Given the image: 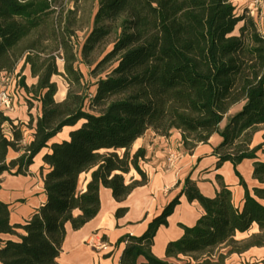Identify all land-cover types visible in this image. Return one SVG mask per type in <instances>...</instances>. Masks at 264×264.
Instances as JSON below:
<instances>
[{
    "label": "trees",
    "instance_id": "16d2710c",
    "mask_svg": "<svg viewBox=\"0 0 264 264\" xmlns=\"http://www.w3.org/2000/svg\"><path fill=\"white\" fill-rule=\"evenodd\" d=\"M77 15L65 0H0V75L16 73L23 63L17 75L21 87L41 104L40 116L35 120L30 114L28 124L0 112V176H27L36 156L50 150L41 169L46 172L47 200L29 221L12 225L10 205L0 201V236L20 238L0 237V263L60 264L66 225L80 230L98 216L102 187L123 202L147 184L141 168L146 149L133 153V146L148 130L163 137L180 131L188 151L219 133L223 138L215 150L219 166L234 165L245 190L244 202L236 206L227 186L207 198L187 178L181 195L142 237L119 241L126 244L120 264H138L140 257L146 264H173L155 258L152 247L183 195L199 202L205 213L195 226L184 227L180 240L168 244V258L184 256L188 258L184 264H226L234 253L264 247V162L257 155L262 145L251 147L254 134L264 126V35L254 20L238 16L231 0H99L81 57L89 63L90 56L116 34L113 49L98 64L116 66L97 82L90 99L81 92L84 75L77 66L74 43ZM240 23L239 35H234ZM58 59L64 61L69 83L60 103L52 81L60 74ZM26 66L37 79L32 87L22 75ZM88 101L93 113L86 111ZM27 105L31 112L30 99ZM238 107L241 111L220 132L226 115ZM25 128L35 129L30 144H24ZM65 128H74L69 138L50 145ZM11 150L21 155L8 162ZM247 159L255 160L253 176L259 186L253 189L237 170ZM132 171L141 180L127 183ZM82 175H90L85 191L79 190ZM126 212L120 208L116 216ZM253 224L260 233L237 242L236 234L248 232ZM19 229L26 234L19 235Z\"/></svg>",
    "mask_w": 264,
    "mask_h": 264
},
{
    "label": "crops",
    "instance_id": "0c3cea01",
    "mask_svg": "<svg viewBox=\"0 0 264 264\" xmlns=\"http://www.w3.org/2000/svg\"><path fill=\"white\" fill-rule=\"evenodd\" d=\"M23 63L19 66L15 75L17 84L11 86V94L14 96V110L6 113V116L23 124H28L30 114L35 120L38 116L34 108L29 107L24 99L26 91L18 84L17 75L20 73ZM22 75L26 78L29 87L37 84V79L31 74L30 66H26ZM63 101V99H60ZM233 109L226 115L219 126L222 132L230 119ZM40 116V115H39ZM263 126H260V128ZM35 128V124H34ZM254 134L251 147L262 145L258 152L259 161L264 162V130L260 129ZM74 128H65L49 144L61 142L69 138ZM35 129H24V144H30L34 139ZM223 142L219 133L214 134L208 143L198 144L193 150L188 151L183 143L180 131H173L169 137L157 135L148 130L146 134L135 143L136 150L146 149L145 161L141 162V168L148 177L146 185L136 188L123 202L115 200L110 189L102 187L100 190L101 209L98 216L86 224L80 230H74L71 224L66 225V238L62 245V251L58 257L60 264H120L125 243L119 241L126 236L142 237L149 225L161 216L165 208L174 201L184 188L187 178H190L207 198H214L223 186H227L236 206H242L245 190L240 184V178L236 174L234 165L225 162L219 166V156L215 153L217 147ZM49 149H44L34 159L27 176H15L4 173L0 176V201L10 205V222L12 225H25L31 216L46 202L44 175L41 172L44 167L43 157ZM21 153L11 150L8 154V162L17 159ZM255 160H244L237 170L250 189L259 186L254 179ZM84 175L81 176V178ZM140 181L141 176L132 171L126 177V182L131 179ZM90 175H85L84 183L79 186L80 191L86 190ZM81 181V179H80ZM120 208H126L127 212L122 217L116 213ZM205 211L197 201L190 202L185 195L180 197V204L174 213L168 218V224L161 226L154 238L152 254L161 261L173 264H184L188 258L180 256L168 258L166 249L169 243L178 241L184 236V227H193ZM17 233L25 235V231L19 229ZM259 227L253 224L245 233H237V242H246L254 235L259 234ZM4 241H19L16 235H1ZM87 241L94 244L105 242L107 250H99ZM229 249L225 250L227 253ZM147 260L140 257L138 264H146ZM1 264V263H0ZM226 264H264V247H252L242 254L230 255Z\"/></svg>",
    "mask_w": 264,
    "mask_h": 264
},
{
    "label": "rangeland",
    "instance_id": "374dc122",
    "mask_svg": "<svg viewBox=\"0 0 264 264\" xmlns=\"http://www.w3.org/2000/svg\"><path fill=\"white\" fill-rule=\"evenodd\" d=\"M234 6L236 7V14L238 16L245 15L247 18H252L257 26V29L260 34L264 35V0H231ZM65 4L67 8L76 9L78 12L77 18L79 22L76 26V37L74 39L75 49L79 56V61L77 66L80 68L84 75V87L81 92L89 95L91 99L97 90V82L100 79H105L115 68V62H109L101 67L98 64L104 59V57L113 49L114 42L117 38V35H113L109 38L107 42H105L102 46H100L87 60L89 63H86L81 57V50L85 43V40L89 33L93 28V21L95 13L98 10L99 0H65ZM243 25L240 23L234 35H239V28ZM59 68V75L54 76L52 81L55 82L58 86V92L60 90H64L66 95L63 101L66 99L68 91H69V83L64 76V61L62 59H58L57 61ZM19 80V79H18ZM19 86L21 87L20 80L18 81ZM58 94V93H57ZM55 100L57 102H63L57 96ZM26 103H28L29 99L33 102L34 110L37 116L41 114V104L38 100L32 97V95L24 96ZM86 111L93 113L90 109L89 101L86 104ZM241 111V108L238 107L234 110L233 116L237 115ZM81 123L78 125L80 126ZM260 129L264 130V126ZM193 144L194 142H190ZM136 146H133V153H135ZM85 179V175L81 178L80 186L83 185V181Z\"/></svg>",
    "mask_w": 264,
    "mask_h": 264
},
{
    "label": "built area",
    "instance_id": "2783aa9c",
    "mask_svg": "<svg viewBox=\"0 0 264 264\" xmlns=\"http://www.w3.org/2000/svg\"><path fill=\"white\" fill-rule=\"evenodd\" d=\"M17 84L15 73H3L0 75V112L9 113L14 110V96L11 94V86ZM99 250H107L108 245L105 242H100L98 245L92 241H87Z\"/></svg>",
    "mask_w": 264,
    "mask_h": 264
},
{
    "label": "bare ground",
    "instance_id": "6f19581e",
    "mask_svg": "<svg viewBox=\"0 0 264 264\" xmlns=\"http://www.w3.org/2000/svg\"><path fill=\"white\" fill-rule=\"evenodd\" d=\"M66 95V92L64 90H60L57 94V96L60 98V99H64Z\"/></svg>",
    "mask_w": 264,
    "mask_h": 264
}]
</instances>
